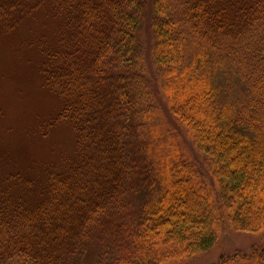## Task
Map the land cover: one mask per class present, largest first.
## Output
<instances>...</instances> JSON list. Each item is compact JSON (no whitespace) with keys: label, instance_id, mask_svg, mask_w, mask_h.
Returning a JSON list of instances; mask_svg holds the SVG:
<instances>
[{"label":"trees","instance_id":"16d2710c","mask_svg":"<svg viewBox=\"0 0 264 264\" xmlns=\"http://www.w3.org/2000/svg\"><path fill=\"white\" fill-rule=\"evenodd\" d=\"M29 70L48 107L12 123ZM0 89V264H169L264 232V0H0ZM135 149L150 192L126 225ZM238 261L264 250L211 264Z\"/></svg>","mask_w":264,"mask_h":264},{"label":"rangeland","instance_id":"374dc122","mask_svg":"<svg viewBox=\"0 0 264 264\" xmlns=\"http://www.w3.org/2000/svg\"><path fill=\"white\" fill-rule=\"evenodd\" d=\"M8 69L17 71L14 76L21 72H25V70H17L16 68H12L11 66H9ZM33 77V72L29 70L28 77H26L24 89H20L19 85L14 88L15 94L13 95V100L16 101V103L14 104V108H18L19 110L16 113L12 112L13 118H9V121L11 120L12 123L21 121V125H23L24 120H26L31 114H34L33 109L35 105L33 103H36L37 105L38 103L42 102V106H40V108L47 109L48 107H46V105L49 100L46 96H42L41 93L37 90V87H35L34 84ZM15 85L16 83H14V86ZM1 94L2 90L0 89V96ZM155 102L156 104H160V101L158 100H155ZM156 112V128L160 136L165 135L166 137L168 136V138L174 137L175 140H173V144L178 149L177 154H181L182 156L189 158L199 165L203 164V159L200 160L201 156L190 147V140L186 137V134L173 133L170 131L171 129L174 130V128H177V126L174 124L173 120L167 114L165 109L158 107ZM0 129L3 130L2 126H0ZM152 141V147H155L156 149L154 150L153 148L154 153H152L150 156H154L152 159L155 162L157 153L168 154L167 145L169 144L166 145V143L164 142L165 140L163 141L162 138L161 142L156 139ZM2 144H13V146H15L13 136H10V138L4 136L2 138ZM5 147L9 148L10 146L5 145ZM8 152L10 151L6 150L7 154ZM6 153L3 154V158H0V161H2L4 165H7L6 163H4V159H10V161L13 160L12 156H7ZM19 162L20 160L16 161L15 163L17 164ZM131 162L132 175L127 182L128 185L125 190V197L121 207L123 212H121L119 216L113 215L114 219H116L117 217H123L126 222L124 220L122 221H124L126 225L137 220V215L140 212L141 205L143 201H145L149 197L150 192V187L148 188V180L150 178L151 171L149 174L147 160L144 158L143 152L141 153L139 149H135ZM252 247H257L259 250H264V232L245 233L232 230L228 227H220L216 242L208 250L198 254L193 259L185 260L182 262L180 261L177 263L170 262L169 264H211L213 262H216L220 256H229L230 254L234 253V251H240L242 254H247ZM87 264L91 263L88 262ZM234 264L256 263L238 261Z\"/></svg>","mask_w":264,"mask_h":264}]
</instances>
